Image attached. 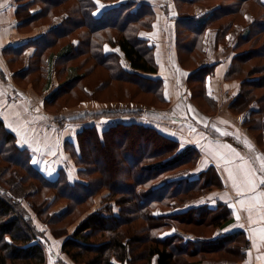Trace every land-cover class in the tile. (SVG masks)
Wrapping results in <instances>:
<instances>
[{"label": "trees", "instance_id": "16d2710c", "mask_svg": "<svg viewBox=\"0 0 264 264\" xmlns=\"http://www.w3.org/2000/svg\"><path fill=\"white\" fill-rule=\"evenodd\" d=\"M12 1L16 4L18 27L48 26L35 39L5 48L11 56L7 57L11 67L19 70L15 80L45 83L53 73L60 75L56 67L59 64L63 66L60 72L68 76L44 99L45 109L55 106L61 95L72 98L76 89L86 98L78 105L105 104L101 94L107 87L119 84L131 87L124 90L129 95L126 98L133 100L128 102L161 109L167 106L162 79L147 77L157 73L155 49L143 36L155 19L150 4L140 0ZM177 3L182 8L175 19L176 47L191 54L190 65L195 63L191 69H197L187 79L191 99L203 110L214 102L207 90L213 66L196 68L205 55L206 33L214 31L216 43L223 45L231 36L229 48L234 56L228 75L236 74L241 83L229 109L243 116V126L264 149V63L256 62H264V44L255 57L241 50L252 37L264 34V3ZM195 4L204 11L191 16ZM99 6L102 12L96 17ZM58 17H62L61 22L53 26ZM29 48L33 52L24 67V53ZM95 75L99 80L92 91L83 82ZM0 78L5 81L2 72ZM144 97L152 103L142 102ZM144 113L98 110L82 114L83 124L76 134L78 154L73 157L82 167L78 174L84 182L73 183L66 181L64 172L55 181L46 180L31 165L29 150L18 145L16 136L0 120V264H46L45 249L57 241H61L60 253L73 264H236L246 258L249 242L244 231L215 236L216 229H224L232 221L226 208L215 211L205 202L190 206L217 186L213 170H202L197 178H191L199 160L196 149L180 151L176 140L153 125L125 121L142 118ZM64 117H57L60 127ZM102 118L111 122L99 132L96 123ZM49 191L55 192V198L70 202L60 215L48 214L53 203H48ZM98 197L101 205L83 216L70 233L59 225L68 208ZM188 225H203L212 228V233L207 238L197 236L185 230ZM171 229L175 230L172 235L161 237ZM213 256L217 258L210 259Z\"/></svg>", "mask_w": 264, "mask_h": 264}, {"label": "crops", "instance_id": "0c3cea01", "mask_svg": "<svg viewBox=\"0 0 264 264\" xmlns=\"http://www.w3.org/2000/svg\"><path fill=\"white\" fill-rule=\"evenodd\" d=\"M150 4L155 13V19L150 31L143 33L148 44L155 49L157 73L147 75L150 78L162 79L163 96L167 106L163 109L146 107L137 102H83L80 105L63 110L59 116H69L72 111L116 110L151 112L149 119L144 117L125 118L127 122L153 125L165 136L176 140L180 144V151L194 148L199 152V160L193 177L197 178L202 170L211 168L215 175V186L200 200L191 202L190 206L206 203L215 211L226 208L232 221L224 229H216L215 236L220 233H230L237 230L244 231L249 242L246 258L236 264H264V239L261 238V229H264V209L254 207L251 198L260 196L264 199V171L261 164L264 161V149L259 146L257 139L242 124L243 116L234 114L229 105L240 89L241 81L236 74L228 75L231 59L234 56L230 44L216 43L215 32L206 33L203 43L204 57L197 62L196 68L206 65L213 66V74L207 79V90L214 99L213 106H204L203 110L196 104L187 90V79L197 69H191L192 59L189 52L176 47L175 19L182 6L177 0H140ZM0 72L5 81L0 78V120L7 130L11 131L21 148L30 152V163L48 181H55L60 172H64L70 183L82 181L78 172L81 166L75 163L73 155L77 152L76 134L81 124L67 123L60 127L57 117L44 108V99L58 88L57 75L52 74L50 81L24 82L15 80V73L9 62L10 55L5 48L44 34L47 25L34 28H20L15 20L16 4L12 0H0ZM203 8L193 5L191 16L202 14ZM102 12L99 6L96 17ZM62 17L55 18L53 26L59 24ZM33 50L27 49L24 53V67L27 65ZM120 55L121 53L117 51ZM122 56V55H121ZM8 57V58H7ZM124 63V62H123ZM125 67V65L123 64ZM127 68V67H125ZM48 85V86H47ZM216 103V107H215ZM65 118V117H64ZM111 120L96 123L101 132ZM226 133V134H222ZM218 134V135H217ZM74 153V154H73ZM238 154V155H237ZM260 157L261 159H257ZM36 161V163H33ZM252 174L256 184L255 192L244 191V195H237L235 185L243 191L246 188L244 170ZM232 172V177L229 176ZM244 200L243 206L240 201ZM95 207V206H94ZM94 207L91 211L94 210ZM251 208V213L247 209ZM237 215L240 219L237 220ZM251 215V220L249 219Z\"/></svg>", "mask_w": 264, "mask_h": 264}, {"label": "rangeland", "instance_id": "374dc122", "mask_svg": "<svg viewBox=\"0 0 264 264\" xmlns=\"http://www.w3.org/2000/svg\"><path fill=\"white\" fill-rule=\"evenodd\" d=\"M262 2L264 3V0H262ZM239 22H241V21H239ZM234 35H235V33H234ZM228 39L231 40V42H232L231 36L228 37ZM263 44H264V34H262L260 36L252 37L250 39L249 43H246L245 46H242L241 50L245 51V55L246 56L255 57V56H258V49L260 50L262 48ZM108 50H109V52L114 51V49H108ZM256 62L264 63L262 59L260 61L257 60ZM123 64L125 65V67H127L126 63H123ZM56 67H57V70L59 71V74H60L59 76L56 77L58 82H59V84H60L61 81H65L66 79L68 80V76L65 75L64 73L60 72L61 69L63 68V66H61V64H59ZM243 74H244V76L246 75V73H243ZM94 77L88 78V80L83 82V84L87 85L86 87H88V88L92 87V89H91L92 91H93V85L99 80L96 75ZM248 77H249L248 78L249 80L253 79L250 76H248ZM241 79H244V77H241ZM127 88L131 89V87H124L123 84H119V85H116V86H113V87H109V88L107 87L105 89V91L101 94V99L106 101V102H116V101H126V102H128V101H133V100H129L128 98H126V96L128 94L124 90L127 89ZM262 91H264V90H262ZM75 93L76 94L72 98L69 95H67V94H64L63 96L61 95V97L58 100V103L55 106H48L47 110L50 111L51 113H57V112L61 113L63 110H65V108H71V110H72V108H74V107H76L78 105L79 100H81V99L85 100L86 99L82 94H80V91L78 89L75 90ZM258 93H260V92H258ZM97 95L99 96V93ZM128 97H129V95H128ZM141 101L144 102L147 105L149 103H152V101L149 100V97H144L143 100H141ZM138 102H139V100H138ZM85 112L86 111H81L80 109H76L75 111H72L71 115L65 117L64 120H62L63 121V125H61V127H63L66 123H67L68 126L81 124V127H82L83 120H80V119H83L82 118V114H84ZM149 117H150V113L149 112L144 113V118L145 119H149ZM75 119L76 120L78 119L79 122L77 121L78 123H76ZM101 120L102 121H108L110 119L102 118ZM64 175H65V173H64ZM65 177H66V175H65ZM66 181H68V178H66ZM105 193H106V191H104L102 193V195L105 194ZM54 194H55L54 191H49L48 193H46V197H48V203L51 204L53 202L52 205H51V209L48 210L49 211L48 214L49 215H52V214L60 215L61 213H63L65 211V208H67V206H69L70 202L65 200V199L55 198ZM40 197L41 196L39 195L38 198L40 199ZM38 201L40 202V200H38ZM100 205H101V203H100L99 197H98L94 201H90V203H84V204H81L80 206H77V207L73 206L71 210H69V208H68L67 211H66L65 216L59 220L60 223L59 222H56V223H59V225H64L65 228L67 229V232L70 233L72 228L77 224V222H79V220L83 216L87 215V213L90 212L94 206H95L94 209H97ZM170 213L173 214V213H176V212L171 211ZM155 215L158 216L159 212H156ZM135 223H137L138 225H142V222L136 221ZM184 227H185V230L187 232H192V233H194L197 236H203L205 238L209 237L211 235V233H212V228H209V227H206V226H203V225L202 226H198V227L195 226V225H188V227H186V226H184ZM174 232H175L174 229L164 231L161 234V237L165 238V237H167L169 235H172ZM60 243H61V241H57L52 246L49 245L50 248H46L45 249L46 250V256H47L46 264H73V262L71 260H69V258H67L64 254L60 253V251H59ZM208 258H210V257H208ZM216 258H217V256H215L214 258H210V259L214 260ZM194 261L197 262L198 259H196Z\"/></svg>", "mask_w": 264, "mask_h": 264}, {"label": "snow or ice", "instance_id": "6c2138e0", "mask_svg": "<svg viewBox=\"0 0 264 264\" xmlns=\"http://www.w3.org/2000/svg\"><path fill=\"white\" fill-rule=\"evenodd\" d=\"M2 7V5H0ZM226 134V133H222ZM238 155V154H237ZM257 159H261L260 157H257ZM33 163H36V161H33ZM242 170H244V181L246 184V188L242 191L241 188L238 185H235V180H234V186L236 187L237 195H244V191H252L255 192L256 190V184L252 179V174L250 171L246 170V165L241 166ZM261 171H264V161H262L261 164ZM229 176L232 177V172L229 171ZM261 184H264V179L260 180ZM251 202L253 203V206L256 207L258 206V209H264V199H262L260 196H254L251 198ZM241 205L243 206L245 203H247L244 200L240 201ZM249 213H251V208L247 209ZM237 220L240 219L239 215H237ZM249 219L251 220V215H249ZM261 220H264V215L260 217ZM261 232V238L264 239V229L260 230Z\"/></svg>", "mask_w": 264, "mask_h": 264}]
</instances>
